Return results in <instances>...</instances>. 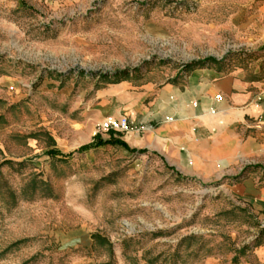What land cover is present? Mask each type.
I'll list each match as a JSON object with an SVG mask.
<instances>
[{
    "label": "rangeland",
    "instance_id": "obj_1",
    "mask_svg": "<svg viewBox=\"0 0 264 264\" xmlns=\"http://www.w3.org/2000/svg\"><path fill=\"white\" fill-rule=\"evenodd\" d=\"M201 66L264 79V0H0V264H264V206L239 172L78 151L133 127H103L122 116L100 89Z\"/></svg>",
    "mask_w": 264,
    "mask_h": 264
},
{
    "label": "crops",
    "instance_id": "obj_2",
    "mask_svg": "<svg viewBox=\"0 0 264 264\" xmlns=\"http://www.w3.org/2000/svg\"><path fill=\"white\" fill-rule=\"evenodd\" d=\"M262 91L264 79L204 66L154 82L131 75L97 97L114 103L107 115L130 116L133 127L122 137L130 148L159 155L183 176L212 180L239 172L241 196L264 206Z\"/></svg>",
    "mask_w": 264,
    "mask_h": 264
},
{
    "label": "trees",
    "instance_id": "obj_3",
    "mask_svg": "<svg viewBox=\"0 0 264 264\" xmlns=\"http://www.w3.org/2000/svg\"><path fill=\"white\" fill-rule=\"evenodd\" d=\"M202 67V66H201ZM106 145H119V146H122V147H126V148H129V146L127 145L126 142H124L123 140L121 139H115V138H110V139H104L103 137L101 136H96V138L94 139L93 142H91L90 144L88 145H85L83 146L82 148H80L78 151L79 152H82V151H87V150H90V149H93V148H97V147H103V146H106ZM131 151L133 152H136L137 150L135 149H132ZM59 150L55 149V148H52L48 151L49 154L55 156L57 154H59ZM138 152L140 153H144L145 150H139Z\"/></svg>",
    "mask_w": 264,
    "mask_h": 264
},
{
    "label": "built area",
    "instance_id": "obj_4",
    "mask_svg": "<svg viewBox=\"0 0 264 264\" xmlns=\"http://www.w3.org/2000/svg\"><path fill=\"white\" fill-rule=\"evenodd\" d=\"M262 98H264V92L260 94L259 99ZM103 127L105 129L126 130L128 129V119L125 116H122L119 119L109 118L103 123Z\"/></svg>",
    "mask_w": 264,
    "mask_h": 264
}]
</instances>
